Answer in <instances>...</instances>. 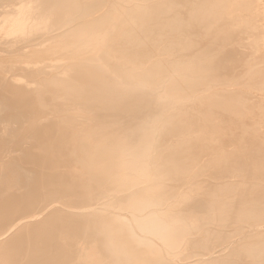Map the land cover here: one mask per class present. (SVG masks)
<instances>
[{
	"label": "bare ground",
	"instance_id": "1",
	"mask_svg": "<svg viewBox=\"0 0 264 264\" xmlns=\"http://www.w3.org/2000/svg\"><path fill=\"white\" fill-rule=\"evenodd\" d=\"M0 264H264V0H0Z\"/></svg>",
	"mask_w": 264,
	"mask_h": 264
}]
</instances>
